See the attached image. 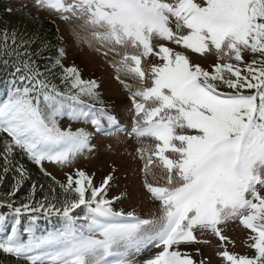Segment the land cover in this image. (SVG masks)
Returning <instances> with one entry per match:
<instances>
[{"label":"snow or ice","instance_id":"snow-or-ice-1","mask_svg":"<svg viewBox=\"0 0 264 264\" xmlns=\"http://www.w3.org/2000/svg\"><path fill=\"white\" fill-rule=\"evenodd\" d=\"M36 6L66 21L83 20L93 40L121 56L118 72L126 70L142 85L150 80L132 93L139 119L128 135L157 142L152 156L166 170L167 183H145L159 202V215L151 219L114 208L122 197L105 198L111 175L96 187L79 170L78 179L69 175L60 185L63 199L45 196L33 203V184L29 203L14 207L11 197L27 179L23 166L16 167L11 191L0 201L10 210L0 213V233L10 228L0 251L25 264H197L180 245L206 243L197 232L223 242L221 226L238 219L254 234L255 254L221 255L229 264H264V0H36ZM165 42L202 56L215 50L218 60L237 64L216 63L205 71ZM28 43L16 31H0V55L14 58L13 71L0 81V134L10 138L0 142V183L16 150L41 171L44 161L70 164L93 150L92 133L62 128L64 118L91 124L104 136L123 131L114 116L95 107L102 103L98 84L82 79L76 67H64L62 49L42 70ZM247 52L250 62L243 59ZM150 58L159 63L146 72L142 61ZM81 206L82 214L73 215ZM24 213L30 215L22 225ZM52 216L59 226L40 230L37 221ZM145 253L150 255L139 259Z\"/></svg>","mask_w":264,"mask_h":264},{"label":"rangeland","instance_id":"rangeland-1","mask_svg":"<svg viewBox=\"0 0 264 264\" xmlns=\"http://www.w3.org/2000/svg\"><path fill=\"white\" fill-rule=\"evenodd\" d=\"M199 2V0H198ZM9 4L14 10H21L34 14L53 22L60 34L63 43L62 63L65 67H76L84 80H92L98 84L96 91L99 93V100L109 115L114 116L123 131L114 133L111 136H104L96 133L91 124L69 121L64 118L60 121L62 128L77 130L83 128L92 133L90 145L92 151H84L76 156L70 164L58 165L44 161L43 170L57 179L60 183H67V177L71 175L73 180L77 179V170L84 171L93 182L99 186L105 177L111 175L107 187L106 199L122 197L114 204L116 210L125 212L134 211L142 219H151L159 215V202L154 201L151 193L145 187V183L153 186H165L167 183V172L161 162L152 156L155 151L156 141L150 138L137 139L129 136L128 133L134 125V121L139 119L135 115V107L132 101V93L137 89L148 86L150 80L141 84L140 79L126 70L117 71L121 56H117L111 51L112 46L101 47L99 43L92 39L91 29L84 25L83 20L75 18L63 20L60 13L48 9H38L36 0H10ZM174 28V25H173ZM91 42V47H89ZM166 43L175 51H185L180 46ZM121 54L125 51L117 48ZM129 53L135 50L128 49ZM107 52V55L104 53ZM193 64H199L205 71H213L216 63H233L234 60L225 57L223 60L217 59L215 50L203 56L185 51ZM249 52L245 53V60ZM130 63V62H129ZM159 63L155 58L144 59L142 67L147 72L152 64ZM115 65V66H114ZM119 77V79L117 78ZM138 102L140 98H136ZM151 107V103L146 105ZM104 127H108L107 121L102 120ZM6 139V134H3ZM10 139V138H7ZM142 150V151H138ZM165 155L172 156L171 153ZM149 156H152V163L148 165ZM147 165V167H146ZM264 195V190H261ZM221 234L226 237L221 241L219 237L212 233L200 235L196 233L197 239L206 243H193L180 245L182 252H188L192 259L199 264L203 260L204 264H229L221 255L224 251L236 256L252 257L255 250L250 247L253 243L252 232L244 228L239 220L230 221L226 226H221ZM154 251H158L155 250ZM150 255L145 253L139 259L147 258Z\"/></svg>","mask_w":264,"mask_h":264},{"label":"trees","instance_id":"trees-1","mask_svg":"<svg viewBox=\"0 0 264 264\" xmlns=\"http://www.w3.org/2000/svg\"><path fill=\"white\" fill-rule=\"evenodd\" d=\"M5 29L9 32L16 31L29 42L27 44V50L34 53L32 59L35 60L42 70L46 66H51L55 59L59 57L60 50H63V43L61 41L59 31L53 22L28 12L14 10L11 8L9 0H0V31ZM5 59L9 61L7 66L3 64V60ZM13 59V57L0 55V81L7 79L8 73L13 71L11 66ZM251 59L252 54L249 52L244 61L250 62ZM237 66L242 67V65ZM2 87L3 85L0 84V89H2ZM89 103L95 102L89 101ZM95 107L106 109V106L101 103H95ZM3 140L4 137L0 134V142ZM2 147L3 145L0 143V149H2ZM0 164H2V160H0ZM19 166H23L25 169L27 179L23 182L19 192H17L15 196L11 197L14 207L20 206L21 203H29L27 197L32 191L33 184L36 185L33 203L43 200L45 196L51 198L55 195L58 199H63L65 193L60 188V185H66L67 183L62 184L50 174L45 175V170L41 171V166H38L29 160V158L20 150H16L14 154L13 167L7 174L4 175L3 182L0 183V201L7 199L6 194L11 191L15 178L18 176L16 167ZM74 187L75 185H73V188ZM53 188L55 189V193L52 192ZM87 195L88 193H86V196ZM82 209L83 206L76 209L73 212V215L78 213L82 214ZM9 211L10 210L7 207H0V213L8 214ZM29 215L30 213H24L22 215V225L27 224ZM37 223L40 226V230L53 229L54 227L59 226L56 216L50 217V221L48 219L41 218L37 221ZM6 234H10V228L8 233H0V239L4 238ZM26 238L27 236L25 234L24 239ZM0 264H25V262L17 260L15 257L0 251Z\"/></svg>","mask_w":264,"mask_h":264}]
</instances>
